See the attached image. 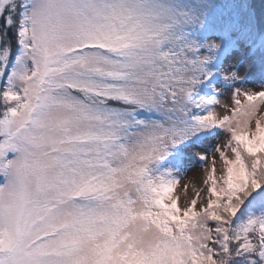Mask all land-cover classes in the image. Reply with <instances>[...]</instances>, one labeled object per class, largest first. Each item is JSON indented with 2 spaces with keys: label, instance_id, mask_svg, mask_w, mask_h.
<instances>
[{
  "label": "snow or ice",
  "instance_id": "6c2138e0",
  "mask_svg": "<svg viewBox=\"0 0 264 264\" xmlns=\"http://www.w3.org/2000/svg\"><path fill=\"white\" fill-rule=\"evenodd\" d=\"M0 264H264V0H0Z\"/></svg>",
  "mask_w": 264,
  "mask_h": 264
},
{
  "label": "rangeland",
  "instance_id": "374dc122",
  "mask_svg": "<svg viewBox=\"0 0 264 264\" xmlns=\"http://www.w3.org/2000/svg\"><path fill=\"white\" fill-rule=\"evenodd\" d=\"M198 169H192L188 174L187 176L185 177V180H193V182H195L196 178H197V173H198Z\"/></svg>",
  "mask_w": 264,
  "mask_h": 264
}]
</instances>
